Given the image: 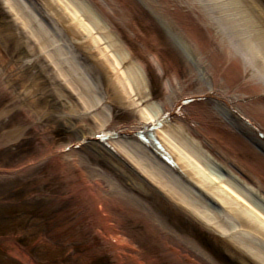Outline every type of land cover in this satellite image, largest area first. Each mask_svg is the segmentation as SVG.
I'll return each instance as SVG.
<instances>
[{
  "label": "rangeland",
  "instance_id": "rangeland-1",
  "mask_svg": "<svg viewBox=\"0 0 264 264\" xmlns=\"http://www.w3.org/2000/svg\"><path fill=\"white\" fill-rule=\"evenodd\" d=\"M34 1L40 2L33 0L35 5ZM104 1L110 6L122 4L121 9L115 10L116 15L126 13L139 26L140 40H148L145 48L152 44L158 48L156 52L164 65V74H160L155 62L151 61L152 54L143 52L142 44L128 40L133 38L132 34L124 30L127 44L146 64L147 82L154 102L164 100L168 79L173 87L180 84L182 91H178V95L194 96L201 93V78L209 77L212 81V74L217 76L219 71L228 76L232 90L222 87L224 81L221 77L216 83L217 89L224 91L230 99L240 95L247 97L264 88V80L259 78L264 75V55L252 41L253 35L252 39L248 38L245 22L251 18L257 21L256 29L264 27V0H234L240 4L232 8L234 16L229 19L246 18L244 25L227 19L226 0H154L153 6L166 21L147 7H151V0ZM35 10L40 24L50 28L55 20L51 11L41 2ZM165 11L168 12L167 17ZM116 18L129 20L123 16ZM50 31L51 34L55 32L52 28ZM253 31L255 35V29ZM32 32L12 7V2L0 0V264H141L135 262L133 255L144 264H177L171 253L187 255L191 260L188 264H199L203 258V264H258L254 259L233 251L235 249L231 250L221 233L208 230L182 206H176L171 197L158 192V187L154 188L156 185L149 184L148 179L140 175L139 179L145 184L137 180L138 184L96 149L91 148L80 155L71 149L61 152L69 154L68 157H59L60 152L53 148L66 145L84 133L106 129L101 128L99 120H93V116L107 103L102 102L87 112L94 91H86L84 86L91 80L105 87L107 84L103 75L98 77L91 60L71 44L69 38L65 37L53 46L51 43L45 53L41 49L42 41L46 39ZM47 35L49 37L50 34ZM56 50H62L60 57L58 54L57 58L49 55ZM211 50L213 54H210ZM252 52L256 58L252 57ZM221 54H226L228 59L233 58V64L227 65ZM60 63L76 86L70 85L63 76L64 69L58 66ZM127 65L134 67L130 61ZM123 93L124 102L133 103L129 92ZM259 95L249 96L247 100L254 102L255 97H262L264 93ZM250 101H243L242 108L253 107ZM201 103L208 104L205 122L209 129L193 133V137L201 139L203 144L214 142L217 137L221 150L231 151L229 139L234 136L233 129L224 125L223 119L212 109L214 101L194 102ZM131 110H125L119 100H113L108 126L120 124L119 128H127L136 125L141 116L137 108ZM216 149L217 146L207 148L214 156L222 153ZM32 158L36 160L28 162ZM256 169L264 176L262 170ZM85 170L90 176L104 175V170L111 172L113 178L122 183L121 193H124V188L137 199H142L156 212L158 220L150 226L134 218L124 205L113 209L108 224L119 229L124 242L110 244L104 236L112 232L105 222L107 215H103V223L96 220L100 216L94 207H90L85 196L96 203V187L101 186L108 197L121 193H110L101 177L90 179ZM190 183L196 186L194 181ZM78 186H82V191ZM207 200L210 202V197ZM125 236L141 252L127 248ZM179 238L185 239L195 249L188 248L185 242L179 243ZM164 250L169 251V256L162 254Z\"/></svg>",
  "mask_w": 264,
  "mask_h": 264
},
{
  "label": "bare ground",
  "instance_id": "bare-ground-1",
  "mask_svg": "<svg viewBox=\"0 0 264 264\" xmlns=\"http://www.w3.org/2000/svg\"><path fill=\"white\" fill-rule=\"evenodd\" d=\"M10 1L12 7L19 12L20 18L25 21L26 26L33 31L32 33L44 40L46 39V41H42V51L46 53L51 43L53 46L65 37L69 38L71 44L80 49L82 54L87 56L97 68L96 72L99 74L95 73V75L105 77L106 87L96 80H91V83L88 82L84 89L94 91L91 95V106L88 107L87 112L96 108L102 102L107 103L105 108L93 116V120H99L100 127H106V129L84 133L81 137L71 140L70 142L76 144L84 139L80 142L79 149H74L72 152L80 155L94 148L126 177L131 178L138 184L141 180L138 174H141L145 179H148L149 184L156 185L154 188L158 187L156 188L159 190L158 192L171 197L176 206H182L189 215L191 214L199 222L205 224L208 230L211 229L221 233V237L226 239L224 243H227L231 250L235 249L233 251L254 259L258 264H264V176H261L262 174L258 173L257 169L254 170L258 167L264 172V143L262 145L258 143L259 141H257L253 130V128H264V96L255 97L256 100L254 102L252 100L253 103L247 100L249 96L264 93V88H262V91H255L247 97L235 94L238 97L230 99L226 97L224 91L217 89L216 83L223 78L222 87L232 90L231 82L228 80V76L226 77V74H223V71L216 72L217 76L212 74V81L209 77H206V79L201 78L200 88L202 90L199 91L201 93L194 96H201L214 101L213 106H211L212 109L215 110L217 116L223 119L224 125L233 129L234 136L229 139L231 151H223L219 146L217 137L214 142L211 141L206 144L200 143L201 139L193 137V133L196 134L202 132L203 129H209L205 122L207 120L206 106L208 104H190L178 108L177 106L184 100V97H194L192 95H178L177 92L182 91L179 83H176V87L178 86L176 88L173 87L171 80H166L164 100L153 101L151 91H149V82H147L146 64L136 57L137 55L133 52L132 47L127 44L124 38V30H128L132 34L133 38H128V40L132 43L142 44L144 46L143 52L152 54L151 61L155 62L160 74H164V65L159 61L156 52L158 48L155 47V44L145 48L148 40H140L142 33H140L139 26L130 20V16L125 15L126 13L123 12L116 15L115 10L121 9L122 4L118 3L120 5L112 4L110 6L104 0H39L46 9L51 11L52 17L55 18L52 24L49 25L50 28L55 30L51 34L50 28L41 25L40 20L34 14V11L36 12L35 6L40 2L34 1L35 5L32 2L33 0ZM26 1H29L28 5H26ZM151 1L149 2L151 7H147L163 21H166V19H163L164 15L160 14L153 6L152 3L155 1ZM226 2L227 4L225 3L224 6L227 8L226 12L229 13L227 17L229 19L234 16L232 8L238 7L240 2L235 3L234 0H226ZM61 3L63 4L61 5ZM165 13L166 16L168 12L165 11ZM118 16L127 17L129 20L119 21L116 18ZM241 18L239 20L233 18L229 21H240L244 25L246 18ZM245 22H247L248 38L252 39L251 36L253 35L252 41L258 47L260 53L264 55V29H262L264 27L260 26L259 29H256L258 28L257 21L251 18H248ZM254 29L256 31L255 35L252 34ZM47 34H50L49 37H47ZM61 51L56 50L54 54L50 53L49 55L57 58V54L60 57L59 53ZM210 54H213L212 50ZM223 56L221 58L224 59L227 65L233 64V58L228 59L226 54H223ZM252 57H255L254 52H252ZM128 61L133 63L134 67H129L127 65ZM58 66L64 69L62 71L63 76L70 81V85L76 86L63 64L60 63ZM176 75L174 74L175 77ZM259 78L264 80V75H260ZM123 92H129L130 96L133 97V103L126 104L124 102L125 94ZM134 97L136 98L134 99ZM116 99L121 102L125 110L137 108L141 117L136 125L127 126V128H119L120 124L118 126H108L111 119V113H109L111 102ZM243 101H250L254 106L242 108ZM175 108H178V110ZM234 111L238 114H233ZM166 112L170 114L171 123H164L162 127L157 128L156 132H154L155 130L147 132L148 135L152 134L147 137L144 133H138L137 138H142V136L147 139L152 138L153 143L146 145L136 139V132L139 128L145 130L149 125H155L154 123L163 115H166ZM244 116L250 119L249 123L241 120ZM122 134L127 137L129 135L130 138L128 139L131 140L126 139L127 141H124L121 137H118ZM116 137L118 139H115ZM70 142L53 149L61 154L65 151L64 148L66 149L70 145ZM216 146V151L222 152L219 154L220 156H214L210 150H207L208 147L216 148ZM250 153L256 155L257 158H253ZM68 156L69 154H61L59 157ZM165 158H172L174 165L179 167L180 171L179 168L176 169L173 168L174 166H170V160L167 162ZM33 160H36V158H32L28 162ZM80 161H82V158ZM85 172L90 179L95 180L101 177L106 182L110 193H121L122 183L114 179L111 172L104 170V175L101 174L100 176H90L86 170ZM191 181H194L196 186L190 183ZM141 183H143L142 180ZM78 187L82 191V186ZM142 187L145 188V186ZM96 188L97 195L94 194L96 203L85 196L90 207H94L100 216V218L96 217V220H101L103 223L105 221L103 215H107L108 220L105 221L107 225L111 222V215L109 214L114 211L113 209L122 208L123 205L128 211L131 210L130 214L134 218L143 220L145 224L152 226L153 221L158 220L156 212L151 210L142 199H137L132 192L123 188L124 193L111 198L103 191L102 186ZM209 197L210 202L207 200ZM111 219L113 221V218ZM108 225L112 228V232L109 231L104 236L109 243L117 245L123 243L124 241H122L118 232L119 229L110 224ZM100 233L102 235L101 230ZM125 240L127 241V248L139 250V247L130 238L125 236ZM177 241L179 243L185 242L184 244L188 248L195 249V246H192L183 238H179ZM225 248L231 252L226 244ZM139 251L141 252V250ZM169 251L164 250L162 254L169 256ZM170 255L177 264L191 263L187 255L182 254V256H179L174 253ZM132 257H134L136 263L144 264L139 258L136 259L135 255ZM205 258L207 257L205 256ZM202 260L204 261V258ZM203 261L198 263L201 264L202 262L203 264Z\"/></svg>",
  "mask_w": 264,
  "mask_h": 264
}]
</instances>
